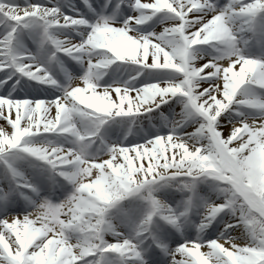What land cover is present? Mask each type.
Here are the masks:
<instances>
[{
	"label": "snow or ice",
	"instance_id": "obj_1",
	"mask_svg": "<svg viewBox=\"0 0 264 264\" xmlns=\"http://www.w3.org/2000/svg\"><path fill=\"white\" fill-rule=\"evenodd\" d=\"M256 43L264 0H0V264H264ZM202 181L211 231L189 238Z\"/></svg>",
	"mask_w": 264,
	"mask_h": 264
},
{
	"label": "rangeland",
	"instance_id": "obj_2",
	"mask_svg": "<svg viewBox=\"0 0 264 264\" xmlns=\"http://www.w3.org/2000/svg\"><path fill=\"white\" fill-rule=\"evenodd\" d=\"M19 2H22V0H19ZM62 2H67V0H62ZM219 2L221 3V4H223L224 2H225V0H219ZM253 46H256V47H260V45H259V43H256V44H253V45H250V46H248L249 48H251V47H253ZM207 55H215V53L212 51V49L210 50V52L207 54ZM253 56H257V55H253ZM260 57H264V54H262V55H259ZM115 66H112V68H110L108 71H109V73L113 70V68H114ZM127 78V73H125L124 75H122V76H119V79L120 80H123V79H126ZM102 81V83H104L105 81H108V82H111L110 80H109V77H108V75H106L105 77H104V79H102L101 80ZM170 115V114H169ZM157 123L158 121H156V120H153V123ZM148 124V121L145 119V120H138V122H135V123H133L132 124V133H129L128 135H127V138L129 137V136H131V135H133V133H137L138 132V129H140L141 127H143V126H145V125H147ZM139 125V126H138ZM141 125V126H140ZM106 130H108L109 132L108 133H110V131H113V130H118V136L119 137H122V138H124L125 137V133L128 131V127H127V125L126 124H120V123H114V124H112L111 125V127L110 128H106ZM49 139H52V137H49ZM114 139V138H113ZM112 139V137H111V139H109V140H107L109 143H111V142H113V141H115V140H113ZM33 140H34V142H41L42 140H43V138L42 137H34L33 138ZM131 140H133V138H131L129 141H131ZM118 142V141H117ZM29 159H31V158H29ZM34 163L36 164V165H39L41 162H39V161H34ZM18 166L23 170V171H25L26 173H27V168L29 167V164L27 163V161H23V160H21V161H19L18 162ZM177 186H176V183H174V182H171V183H169V184H161V185H159L158 187H157V189H156V195L158 196V193H160V192H166V191H169L170 189H175ZM176 190H178V188L176 189ZM181 190V189H180ZM179 190V195H178V197H180V198H182L181 200L183 201V197L185 198V193H187V190H183V191H180ZM195 190L197 191H203V189L200 187V186H198V184L196 185V188H195ZM158 197H160V196H158ZM198 201H199V204H200V207L198 208V209H196L197 210V213H199V212H202L203 211V202H205V201H209V199H207V198H202V196L199 198L198 196L197 197H195ZM124 204H125V206L126 207H131L132 206V204L133 203H139V202H136V201H133L132 203H130L129 201H124L123 202ZM182 204V203H181ZM181 204H178V205H181ZM173 205V204H172ZM173 206H177V205H173ZM196 210H195V212H196ZM189 214V213H188ZM188 214H187V219L184 221V223L183 224H185V223H188L186 226H187V228L188 229H190L191 231H192V238H194V237H196L197 235H201L202 234V232H200V233H198L197 232V230H196V227H195V225L196 224H198L199 223V218H198V220H190V219H188ZM224 214H221V216H223ZM218 220L220 219V217L219 218H217ZM112 221H113V223L114 224H116L117 225V222H120V223H122L123 222V217H121V216H113V218H112ZM216 223V221H214V224ZM182 224V226H183V228L185 227V225H183ZM210 227V226H209ZM208 227V228H209ZM182 228V229H183ZM207 229V228H206ZM178 234V233H177Z\"/></svg>",
	"mask_w": 264,
	"mask_h": 264
},
{
	"label": "bare ground",
	"instance_id": "obj_3",
	"mask_svg": "<svg viewBox=\"0 0 264 264\" xmlns=\"http://www.w3.org/2000/svg\"><path fill=\"white\" fill-rule=\"evenodd\" d=\"M204 48L206 49V54H208L210 52V48H207V46H204ZM245 53L248 54V55H262L264 54V48H262L261 46L259 47H256V46H253L251 48L249 47H246L245 48ZM104 79V78H103ZM102 83V81H101ZM163 107V106H162ZM54 114V113H53ZM155 123V122H154ZM139 126V125H138ZM141 126V125H140ZM106 131V138L107 140L112 139L115 140L116 142L119 141L120 139H123L122 137H119L118 136V130H113V131H110V133H108L109 131L108 130H105ZM133 132V131H132ZM131 138H134L133 135L129 136L128 138L125 139V142H128ZM27 174H29L30 176H33L35 177L36 175H38V169H34L32 167H28L27 168ZM174 183H176L175 181H173ZM176 188L175 189H170L169 191H166V192H160L158 193V196H160L159 198L162 200V201H165L167 203H170V204H175V205H178V204H181L183 201L186 200L187 196L189 195V193H185V198L183 197V201L181 200L182 198L178 197L179 195V190L180 191H183V189L181 187H179L177 184H176ZM198 186H200L203 191H196L195 190V193H194V197H201L202 198H207L209 199V201H212L214 199H217L218 198V194L216 191H214L211 187H210V182H200L198 184ZM178 188V190H176ZM219 198H222V197H219ZM223 214V213H221ZM220 214V215H221ZM220 216H218L217 218H219ZM199 218V214L197 213V210L196 212L193 211V212H190L188 214V219L190 220H198ZM218 220V219H217ZM214 223V221H213ZM121 223L120 222H117V225L119 226ZM188 223H185L183 225H185V227L187 228V225ZM183 228V226H182ZM211 231V226L207 229H204L202 231V234L200 236L202 237H206L208 235V233ZM178 236L180 235V233L177 234ZM187 235L189 238H192V231L190 229L187 228Z\"/></svg>",
	"mask_w": 264,
	"mask_h": 264
}]
</instances>
